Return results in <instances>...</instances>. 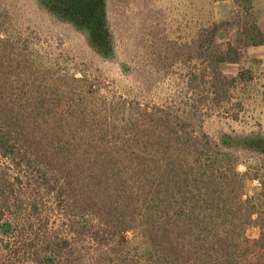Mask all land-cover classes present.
<instances>
[{
  "label": "trees",
  "instance_id": "16d2710c",
  "mask_svg": "<svg viewBox=\"0 0 264 264\" xmlns=\"http://www.w3.org/2000/svg\"><path fill=\"white\" fill-rule=\"evenodd\" d=\"M37 1L114 56L106 0ZM241 34L244 47L264 45L253 18ZM240 58L232 41L212 52L217 106L252 79L220 72ZM230 149L264 156V135L213 144L171 107L43 60L23 33H0V264H74L76 254L88 264H264V218Z\"/></svg>",
  "mask_w": 264,
  "mask_h": 264
},
{
  "label": "rangeland",
  "instance_id": "374dc122",
  "mask_svg": "<svg viewBox=\"0 0 264 264\" xmlns=\"http://www.w3.org/2000/svg\"><path fill=\"white\" fill-rule=\"evenodd\" d=\"M106 14L114 44L110 59L96 54L83 32L37 0H0V33H23L43 60L95 76L109 90L141 103L171 107L213 144L224 134L264 135V45L244 47L241 34L252 18L264 27V0H106ZM229 41L239 44L241 58L220 64V72L230 79L248 70L252 79L217 106L211 102L214 80L207 63ZM229 152L237 170L247 172L245 193L264 218V156ZM137 244L140 253L149 250L142 241ZM73 258L74 264H88L82 254Z\"/></svg>",
  "mask_w": 264,
  "mask_h": 264
},
{
  "label": "crops",
  "instance_id": "0c3cea01",
  "mask_svg": "<svg viewBox=\"0 0 264 264\" xmlns=\"http://www.w3.org/2000/svg\"><path fill=\"white\" fill-rule=\"evenodd\" d=\"M259 29L264 33V27L263 28L259 27Z\"/></svg>",
  "mask_w": 264,
  "mask_h": 264
}]
</instances>
